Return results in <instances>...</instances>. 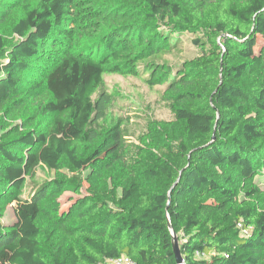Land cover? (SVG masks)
Wrapping results in <instances>:
<instances>
[{"label":"trees","instance_id":"16d2710c","mask_svg":"<svg viewBox=\"0 0 264 264\" xmlns=\"http://www.w3.org/2000/svg\"><path fill=\"white\" fill-rule=\"evenodd\" d=\"M260 38L264 0H0V264H178L171 230L183 264H264ZM106 76L173 118L131 141Z\"/></svg>","mask_w":264,"mask_h":264},{"label":"rangeland","instance_id":"374dc122","mask_svg":"<svg viewBox=\"0 0 264 264\" xmlns=\"http://www.w3.org/2000/svg\"><path fill=\"white\" fill-rule=\"evenodd\" d=\"M184 42L180 46L183 50L167 58L168 62L175 66L183 61L192 60L200 55V50L196 48L190 40L193 37L184 35ZM264 46V39H259V47ZM106 84L110 91H119L121 98L112 110V114L118 118L126 120V129L129 131L131 141H137L138 136L145 129V121L142 118L146 116L159 121H170L173 116L166 107L165 102L161 98V93L165 86H158L150 89L141 80L133 77L122 76H106ZM2 132L0 131V136ZM40 178L45 175L39 173ZM262 182L264 189V175L258 177ZM87 186L84 187L83 194H86ZM79 198L78 196L66 193L62 199V207L69 206L71 200ZM15 204L8 207L1 222L10 227L16 221L14 210Z\"/></svg>","mask_w":264,"mask_h":264},{"label":"built area","instance_id":"2783aa9c","mask_svg":"<svg viewBox=\"0 0 264 264\" xmlns=\"http://www.w3.org/2000/svg\"><path fill=\"white\" fill-rule=\"evenodd\" d=\"M238 229L241 230L242 235H247L249 234L250 231H245L243 229L242 223H238ZM104 264H136L132 259L126 256H122L120 258L116 259H108L105 261Z\"/></svg>","mask_w":264,"mask_h":264},{"label":"water","instance_id":"95a60500","mask_svg":"<svg viewBox=\"0 0 264 264\" xmlns=\"http://www.w3.org/2000/svg\"><path fill=\"white\" fill-rule=\"evenodd\" d=\"M172 238H173V251L176 256L178 264H183V258L180 254V244L177 235L171 230Z\"/></svg>","mask_w":264,"mask_h":264}]
</instances>
